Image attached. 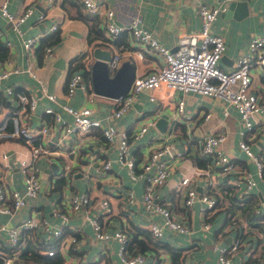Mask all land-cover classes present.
Masks as SVG:
<instances>
[{
  "label": "crops",
  "instance_id": "obj_1",
  "mask_svg": "<svg viewBox=\"0 0 264 264\" xmlns=\"http://www.w3.org/2000/svg\"><path fill=\"white\" fill-rule=\"evenodd\" d=\"M80 1L8 0V6L13 12H20L28 4H33L35 7L33 14L28 16L21 25L23 34L15 30L11 22L0 13V37L9 46V55L1 61V64L19 68L18 71L14 70L8 77L0 81V121L8 120L13 110L18 107L16 94H7L5 89L12 85L15 91H30L38 96L39 101L33 112H21L22 120L31 129L52 124L57 129V133L53 135V142L49 140L47 134L41 135L42 142L50 147H57L61 144L58 147L62 150L61 154L53 155L51 159L47 155H42L40 159L47 182L48 179L55 178V186L48 190L45 187L39 196L29 199L21 209L14 213L0 211V224L19 223L32 213L45 215L53 223H59L60 219L55 218L53 214L55 202L68 200L73 191L87 190L95 198H110L112 209L107 216L105 224L107 229L113 230L118 225L149 229L152 220H161V214L146 209L143 202L144 181L131 179L127 168L115 159L117 147L108 146L104 142L100 128H94L89 136H81L77 143L74 141L75 136L69 134L64 137L62 143L55 144L61 138L60 122L55 119L52 112H46L44 109L46 106L52 105L72 123V115L63 109L60 103L83 105L86 103V93L82 87H77L70 96L65 93L67 79L71 73L69 64L71 59L84 55L83 61L90 69V78L86 79L94 87L92 65L96 58L93 49L97 45L111 50L113 54H120V65L124 61H129L136 75L152 71L161 64L162 58L152 50L147 49L144 51V55H140L138 52L142 49L140 44L127 30L111 37L104 27V23L107 21V16L104 13L105 8L113 7L115 9V21L119 24H127L135 15H141L143 26L163 44L174 48L182 29L196 31L200 28L199 2L211 3L219 0H198L197 2L190 0H98L102 3L103 9L98 13L91 14L90 17L97 16L104 27L107 39L103 40L101 44L89 41V24L83 19L76 5ZM82 10H84L83 6ZM40 11L45 12V18L38 17ZM90 21L93 20L90 19ZM54 23L57 24V28L52 30L51 26ZM263 25L264 0H247L246 9L240 6L230 8L228 3L226 9L218 14L212 29L223 33L226 39L227 46L221 60L225 69L234 67L236 59L246 51L250 38L260 33ZM29 35H41V39L44 38L45 48L49 44H54L53 54L48 56L44 51L42 61H40L36 48L41 39L32 49H27L23 44V37ZM30 65L38 76L27 70ZM252 71L253 86L264 102V66L254 65ZM43 82L50 91L57 93V101L45 97L40 89ZM175 96L185 99L186 113L190 115L189 118L183 117L176 121V112L173 107L151 100L147 91H141L127 111L118 117L107 116L110 114L113 102L109 95L98 93L97 100L93 103L94 115L103 117L105 125L111 122L117 128L129 132L135 131L145 124L148 114L152 113L149 109L153 105L160 106L161 115L163 113L172 115V118H169L165 123V129L157 124V118L151 131L137 139H132V151L140 159L144 154H148L154 146L162 143L160 141L163 139L150 140L149 137L152 133H157V135L166 133L165 135H167L175 121L178 122V126L175 123L174 131L168 138L170 149L166 154L174 157L179 151L185 152L186 148L188 154L179 159L175 158L171 176L165 184L158 187L156 194L157 200L170 199L177 213L188 212L191 230L187 233L168 230L162 239L171 246L181 249L180 264H195L196 262L217 264L222 248L230 246L238 234L243 235L244 244L233 253L235 259L248 258V263H252L256 256L264 257V219L259 213L247 211V208L238 204L250 196H253L258 203H262L264 200V182L258 176L257 164L239 145L242 137L250 136L249 141L253 151L264 158V112H261V117L255 116V127L250 131H245L237 109L232 105L226 106V103L219 97L180 90L176 92ZM204 111L211 113L208 119L201 117ZM260 118L262 121H258ZM215 130L226 132L227 138L222 146L225 152L232 157L236 169L235 173H225L218 177L219 187L222 189L226 187L224 189L226 201L216 209L213 219H211V227L206 229L202 226L203 217L199 201L192 209L186 211L182 205V196L177 188L181 176L186 174L195 175L198 191L209 187L206 183L207 179L203 176L205 173L202 170L199 171L198 167L206 166L211 162V159L207 160L202 157L199 151V141L208 131ZM5 139L14 141L4 142ZM3 140L0 142V176L8 185L21 188L24 181L20 160L29 155V145L19 137H3ZM21 142L24 143V148L20 147ZM2 151L8 152L6 158L1 156ZM16 154L17 156H15ZM106 155L114 158L115 171L112 174L100 166L101 160ZM246 168L257 179V185L250 196L240 195L231 182L232 178L239 175L240 169ZM58 178L62 179L61 186L57 183ZM127 189L134 190L135 200L133 202L126 200ZM232 195H236L238 200L233 199ZM68 224L65 239L61 237L58 245H55L58 248L57 251L62 254V264H108L109 260L114 264H124L119 260L116 251L118 241L99 240L95 236L90 222L84 219L83 214L76 213L69 219ZM70 234L77 236V241L74 242L77 249L71 246L73 242L69 241ZM49 235L48 231L44 233L45 237H49ZM39 238L43 241L42 237ZM3 244L10 246L7 233L0 230V249ZM46 248L41 250L45 254H47ZM145 264L175 263L171 253L161 247L157 258L147 255Z\"/></svg>",
  "mask_w": 264,
  "mask_h": 264
},
{
  "label": "built area",
  "instance_id": "obj_2",
  "mask_svg": "<svg viewBox=\"0 0 264 264\" xmlns=\"http://www.w3.org/2000/svg\"><path fill=\"white\" fill-rule=\"evenodd\" d=\"M197 2L198 0H190ZM232 0H219L217 2H199V15L201 26L196 31L182 29L178 35V41L175 48L163 44L151 31L142 24L141 15H135L127 24H119L115 21V9L107 7L104 13L107 21L104 23L106 31L111 37L118 35L121 31L127 30L138 41L141 48L138 52L144 55L145 50H152L162 58L158 68L134 75L128 90L119 96H110L112 106L108 117L121 116L134 103L141 91H147L149 98L157 103H166L168 107L175 110V120L179 121L183 117H190L186 113L185 99L176 97L177 91L198 92L203 95H213L219 97L227 105L234 106L240 115L241 123L245 131H250L255 127L256 115L261 117L264 112V102L259 93L253 86V66H264V25L260 33L253 35L248 43V47L236 59L234 67L225 69L221 60L226 50V39L223 33L212 29L214 21L218 14L226 9L227 4ZM83 8L87 13L95 14L100 12L103 7L98 0H81ZM35 7L33 4L26 5L20 12H13L8 6V0H0V13L6 17L13 28L23 34L22 23L28 16L33 14ZM40 19L46 17L44 11L38 14ZM57 28L54 23L51 29ZM41 35H29L23 37L25 48L32 49L39 43ZM54 51V44H49L45 48V54L51 56ZM120 57L118 53L113 54L109 61V70L114 72L120 66ZM18 67L3 66L0 62V81L8 77ZM27 70L35 76L37 72L30 65ZM77 87H82L86 93V103L80 106L72 105L68 102L60 103L68 113L72 115V123L63 117L59 109L52 105L45 107L46 112H52L56 120L60 122V139L55 144H60L64 137L73 134L74 141L77 143L81 136H89L94 128L102 130V138L108 146H116L117 153L115 159L127 168L131 179H142L144 181L143 202L148 211L161 214V220H152L149 229L156 239H164L166 232L176 231L187 233L191 230L189 225L188 212L177 213L170 199L157 200V189L165 184L173 172L174 160L184 157L188 154V149L179 151L176 156L168 155V138L174 131L175 123L170 128L171 131L165 135L152 133L150 140H161V144L154 146L148 154L143 157L136 156L133 153L131 145L132 139L141 137L144 133L151 131L155 120L161 115L162 110L156 109L154 113L148 114L145 124L139 129L129 132L125 129L117 128L111 122L103 123V117L94 115L93 103L97 100L98 92L95 91L91 82L84 74L83 69L73 70L67 79L66 94L72 95ZM42 92L46 98L57 101V93L50 91L44 84L41 85ZM5 92L17 97L18 107L8 120L0 121V137L23 139L30 148L28 156L21 158L20 165L23 173V187L10 186L4 182L0 176V211L5 213H14L21 209L29 199L39 196L45 189H51L55 186L56 179L46 180L45 172L40 159L42 155H47L51 159L53 155L62 153L61 148L50 147L42 142L41 135L47 134L50 141L53 142V135L57 129L50 125H42L38 129H31L21 117V112H33L37 108L38 96L30 91H15L12 85H9ZM41 98V97H40ZM159 103V104H160ZM167 111V110H166ZM211 113L204 111L201 117L208 119ZM172 115H170V118ZM255 118V119H254ZM262 121V118L260 120ZM257 122V121H256ZM165 135V136H164ZM163 136V137H161ZM161 137V138H160ZM249 137L245 135L240 139V147L252 157L257 164V173L264 182V158L255 153L251 147ZM227 134L224 130L208 131L199 141V151L205 159H211V162L204 167H198L209 187L198 191L196 187L195 175L186 174L181 176L178 192L182 196V205L186 211L194 207L197 201L200 203V212L202 215V226L206 229L211 227V219L216 209L226 201L225 190L218 185V177L225 173H235L236 164L232 157L225 152L223 143H225ZM148 139V140H149ZM1 156L6 158L7 151H2ZM100 166L109 174L115 171L114 158L104 156ZM239 175L232 178V184L237 188L240 195L250 196L254 187L257 185V179L251 171L240 169ZM237 173V174H238ZM60 175V174H59ZM61 176V175H60ZM47 184V185H46ZM126 200L133 202L135 193L133 189L126 190ZM112 209L109 197L95 198L89 191H73L68 200L55 202L53 214L59 218V223H53L45 215L32 213L19 223L0 224V230L7 233L10 250L0 249V264H44L40 261H26L22 255V247L26 242V236L38 235L43 241L50 242L55 238L63 237L65 239L68 227V221L76 213L84 215V219L90 222L95 236L103 241H118L116 249L124 264H145L147 255L141 251L129 250V233L124 225H118L117 228L109 230L105 227L107 216ZM256 211L264 216V200L258 203ZM75 213V214H74ZM79 229V227H77ZM50 233L45 237L44 233ZM74 231V230H73ZM69 241L71 246L77 249L74 244L77 241L76 234H70ZM63 241V240H62ZM244 244V237L238 234L230 246L223 247L217 264H264L263 256H256L252 263L246 259H235L233 253ZM46 253L52 255L58 250L56 246H49ZM108 264H114L109 260ZM195 264H203L196 262Z\"/></svg>",
  "mask_w": 264,
  "mask_h": 264
},
{
  "label": "trees",
  "instance_id": "obj_3",
  "mask_svg": "<svg viewBox=\"0 0 264 264\" xmlns=\"http://www.w3.org/2000/svg\"><path fill=\"white\" fill-rule=\"evenodd\" d=\"M77 9L83 19L89 24V41L95 42L94 44H101V42L107 37L104 33V27L101 24V20L97 16L95 18L90 17L91 13H87L85 10H82V2L76 3ZM84 9V8H83ZM92 19L93 21H90ZM44 38L41 39V42L37 45L36 52L38 54V58L40 61H42L44 51H45V45H44ZM9 55V46L7 43L2 40L0 37V62L3 61L6 57ZM84 55H79L73 59H71L69 64V72H72L75 69L81 68L84 71L85 77L90 78V69L86 66L84 59ZM178 126V122L176 123ZM3 140V137H0V142ZM62 179L58 178L57 183L59 186H61ZM231 186V185H230ZM230 186H227L228 188ZM226 188V187H225ZM224 188V189H225ZM235 194V193H232ZM233 199H237L236 195H232ZM239 198V197H238ZM255 198L253 196L247 197L243 199V201H240L241 206L247 208V211H253L256 214L258 213L256 211L257 203L258 201L254 200ZM238 200V199H237ZM262 219H264V216H262ZM129 233V240H128V247L129 250L132 251H141L144 252L146 255H152L154 257H158L159 250L161 247L168 250L172 257L175 264H180L181 259V249L171 246L169 243L164 242L162 239H156L150 229L148 228H142L138 226H127L126 227ZM60 240L55 238L50 242H43L40 240L38 235H29L26 236V242L24 246L22 247V255L24 259L28 262L32 261H40L44 262V264H62L63 263V257L60 251H57L55 254H45L41 250L44 247L49 246H55L58 245V241ZM1 249L3 250H10V246L3 244L1 245ZM1 255H0V262H1ZM150 262V261H149Z\"/></svg>",
  "mask_w": 264,
  "mask_h": 264
},
{
  "label": "water",
  "instance_id": "obj_4",
  "mask_svg": "<svg viewBox=\"0 0 264 264\" xmlns=\"http://www.w3.org/2000/svg\"><path fill=\"white\" fill-rule=\"evenodd\" d=\"M238 6L246 9L247 0H232L229 2L230 8ZM93 54L96 58L92 65V80L95 91L109 96H119L125 93L135 75L131 63L124 61L114 72H111L109 61L113 58L112 51L97 45L93 49ZM169 118L170 114L163 113L158 117L157 124L165 129V123Z\"/></svg>",
  "mask_w": 264,
  "mask_h": 264
},
{
  "label": "rangeland",
  "instance_id": "obj_5",
  "mask_svg": "<svg viewBox=\"0 0 264 264\" xmlns=\"http://www.w3.org/2000/svg\"><path fill=\"white\" fill-rule=\"evenodd\" d=\"M141 61H142V60H141ZM157 108H160V106H159L158 104H157V106H156V105H155V106L153 105L152 107H150L149 110H150V112L154 113V112L156 111ZM3 141H4V142H12V141H14V140H7V139H5V140H3ZM20 147H21V148H22V147L24 148V143L21 142ZM15 156H17V154H16Z\"/></svg>",
  "mask_w": 264,
  "mask_h": 264
}]
</instances>
